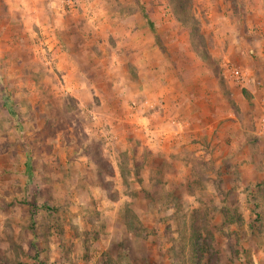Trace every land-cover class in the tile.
Masks as SVG:
<instances>
[{
    "label": "rangeland",
    "instance_id": "374dc122",
    "mask_svg": "<svg viewBox=\"0 0 264 264\" xmlns=\"http://www.w3.org/2000/svg\"><path fill=\"white\" fill-rule=\"evenodd\" d=\"M142 1L168 54L137 0H0V264H191L192 219L204 263L264 264V0ZM224 56L258 88L243 132L155 150L135 113L230 91Z\"/></svg>",
    "mask_w": 264,
    "mask_h": 264
},
{
    "label": "crops",
    "instance_id": "0c3cea01",
    "mask_svg": "<svg viewBox=\"0 0 264 264\" xmlns=\"http://www.w3.org/2000/svg\"><path fill=\"white\" fill-rule=\"evenodd\" d=\"M31 9L35 14L26 21H38L37 8L33 6ZM39 42L42 40L40 39ZM225 57L228 58V56ZM224 58L220 61L222 67ZM251 78L250 72L248 82L239 86V90L242 91L240 95L238 86L236 87L228 80V85L232 87L230 91L219 85V90L215 92L214 96L194 99L191 97V92H186L184 95L175 96L176 99H179L176 104H165V106L163 104V108H157V104H146L148 106L141 107L135 113L134 121L137 125H142L150 145L155 150H164L167 145L166 151L169 154H174L184 143V148L199 149L197 152L201 153L204 151L203 144L207 140L212 142L211 147H213L214 143L219 144V141L223 142L224 138L243 132L242 122L238 119L239 112L246 111L257 98L258 88L253 85ZM244 90L251 93V99L245 97ZM241 96L244 97L241 98ZM219 100L223 104H219ZM238 102L242 104H237ZM150 109L154 111L151 112ZM258 128H260L259 125ZM257 131L259 132V130ZM191 141L196 143H191ZM224 146L222 145V147Z\"/></svg>",
    "mask_w": 264,
    "mask_h": 264
},
{
    "label": "trees",
    "instance_id": "16d2710c",
    "mask_svg": "<svg viewBox=\"0 0 264 264\" xmlns=\"http://www.w3.org/2000/svg\"><path fill=\"white\" fill-rule=\"evenodd\" d=\"M137 3L145 22L154 35L157 45L163 52L168 54V48L165 46L160 32L158 31L156 22L150 15L145 3L142 0H137ZM243 93L248 99L252 98V95L248 90H244ZM204 221L205 222L202 223L200 219H192L191 223L188 224L189 226H185L184 228L181 227L180 229H178L179 236L173 238L172 246H170V251L172 249L175 251L176 258L179 262H190L191 264H220V259L216 252H210V256L207 259V262L204 263L202 261L204 251L207 249H209L210 251V249L212 248V244L206 242V240L202 238L203 231H206L209 225V222L207 220ZM187 229L189 230L187 231ZM205 243L209 245V248L205 246ZM176 245H178L179 248H177ZM106 264L109 263L107 262ZM110 264L115 263H112V261H110Z\"/></svg>",
    "mask_w": 264,
    "mask_h": 264
},
{
    "label": "built area",
    "instance_id": "2783aa9c",
    "mask_svg": "<svg viewBox=\"0 0 264 264\" xmlns=\"http://www.w3.org/2000/svg\"><path fill=\"white\" fill-rule=\"evenodd\" d=\"M45 62L46 64H48L50 61H48V59L46 58ZM223 66L227 71L228 79L233 84L240 86L248 82V72L245 68L235 64L227 57L223 59ZM259 126H260L259 133L261 135H264V116L260 118Z\"/></svg>",
    "mask_w": 264,
    "mask_h": 264
}]
</instances>
